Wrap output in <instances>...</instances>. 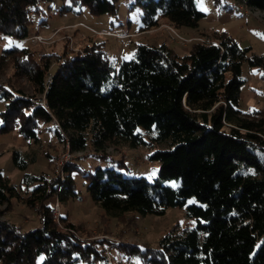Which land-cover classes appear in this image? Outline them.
<instances>
[{
	"label": "trees",
	"instance_id": "16d2710c",
	"mask_svg": "<svg viewBox=\"0 0 264 264\" xmlns=\"http://www.w3.org/2000/svg\"><path fill=\"white\" fill-rule=\"evenodd\" d=\"M45 1L0 0V36L31 37L32 16ZM234 1L264 11V0ZM84 7L92 15L119 12L118 0H64L58 11L81 14ZM133 11L140 16V32L162 20L197 29L206 17L195 0H131ZM204 37L207 42L194 43L184 55L167 43H137L118 68L106 44L94 37L74 56L46 53L38 60L26 46L2 50L0 77L10 59L12 77L26 79L32 93L0 82V135L16 133L39 144L56 124L71 153L89 146L100 152L118 142L168 147L149 155L159 163L152 181L113 168L87 171L74 162L66 165L65 177L47 179L27 172L35 155L11 148L30 194L23 197L0 171V206H5L0 216L16 199L37 208L41 223L22 232L0 217V264H264V111L241 109L244 64L264 71V54L240 46L226 31ZM54 63L58 69L46 81ZM39 95L46 107L34 104ZM54 132L67 145L57 128ZM75 173L87 180L92 200L107 214L160 216L169 207H186L194 224L177 225L157 246L125 241L116 246L124 259L109 260L105 239L92 238L68 216L61 215L60 226L47 204L55 196L62 204L76 198Z\"/></svg>",
	"mask_w": 264,
	"mask_h": 264
},
{
	"label": "rangeland",
	"instance_id": "374dc122",
	"mask_svg": "<svg viewBox=\"0 0 264 264\" xmlns=\"http://www.w3.org/2000/svg\"><path fill=\"white\" fill-rule=\"evenodd\" d=\"M195 3L200 10L197 0ZM64 0H47L41 3L42 10L39 14H33L31 25V37L25 40H14L0 36V54L4 48L13 45L26 46L34 50L39 60L43 54H54L57 58L62 56H74L82 54L86 45L95 41H102L106 44L107 54L117 68L123 60L131 57L132 51L137 43H148L159 46L167 43L178 54H186L194 43L202 42L193 40L192 42L182 43L172 40L166 31V25H172L168 21L162 20L161 23L149 31L140 32V16L138 11L130 12L131 0H118L119 12L117 16L92 15L86 7L81 14L65 13L61 14L58 10L63 6ZM203 6L207 11L197 29H189L178 32L185 38H201L207 42L204 34H211L213 31L228 32L242 47L251 46L253 53L264 54V11L246 7L243 3L234 0H221L216 4L215 0H203ZM130 18V19H129ZM131 23V24H130ZM122 24V25H121ZM117 33V36L111 35ZM35 36H42L37 40ZM58 69V63H54L49 70L46 81ZM244 76L247 84L243 87V97L241 109L244 112L261 109L264 111V71L250 69L247 64L243 67ZM13 65L10 59L7 60L1 72L0 82L5 84L15 83L26 89L31 94L32 89L26 79L15 80L12 77ZM42 96H37L40 99ZM56 124L51 125V130L46 131L41 136V142L34 144L22 140L18 149L25 153L35 155V163L30 164L28 173L42 176L47 179L61 177L62 167L59 159L67 164L69 162L78 163L79 166L87 171H95L97 168H113L118 173L129 177H145L154 180L159 163L149 159V155L156 149L168 147V143L154 145H143L139 148H131L124 142H118L106 147L103 151L97 152L92 146L85 151L68 154L67 145L61 142L54 132ZM5 138V136H3ZM150 135H145V140L150 141ZM150 143V142H149ZM99 155L105 154L102 158ZM8 159V158H7ZM5 161L2 171L5 175L12 178V182L19 187L23 197L30 194L23 181L25 172H14L11 161ZM58 160V161H57ZM2 162V159H1ZM123 162L124 164L120 165ZM66 168V167H65ZM64 169V177H65ZM77 196L67 204H62L55 196L47 202L53 208L54 219L55 205L59 201V211L61 215L68 216L69 221L77 225L78 229H83L92 238L105 239L108 242L106 247L110 250L113 261L122 260L124 256L116 246L123 242L135 243L140 246H157L160 238L176 227H186L194 224L188 218L187 208L169 207L165 215H141L126 213L118 218L113 214H107L103 208L95 203L87 191V180L80 174L75 173ZM192 202V200H191ZM5 206H0V211ZM8 222L17 224L21 231H28L40 226V215L37 208H30L24 203L13 199L8 210L0 216ZM60 224V218L55 219ZM81 236L86 235L79 232ZM120 242V244H117ZM138 263V261H136Z\"/></svg>",
	"mask_w": 264,
	"mask_h": 264
},
{
	"label": "built area",
	"instance_id": "2783aa9c",
	"mask_svg": "<svg viewBox=\"0 0 264 264\" xmlns=\"http://www.w3.org/2000/svg\"><path fill=\"white\" fill-rule=\"evenodd\" d=\"M166 28H167L166 31H167L168 35L170 36V38L172 40H178L179 42H182V43L192 42L193 40L202 41L204 43L206 42L203 39L197 38V37L190 38V39L185 38L184 36H182L178 32V30L173 25H166ZM111 35H114V36H117L118 37V34L117 33H112ZM35 38L37 40H39V39H42L43 40V37L42 36H35ZM213 44H216V43L213 42ZM50 80H51V77H50ZM33 102H34V104H41L44 107H46V104L44 102V99H42V98H40V99H33ZM57 129L59 130V132L61 133V135L64 137V139L67 141V148H68L67 151H68V154L70 155V150H69V145H68V138L65 135V133L62 131V129L60 128V126H57ZM59 165L62 167L61 177H63V175H64V169H65L67 163L66 162H63L62 159L61 160L59 159ZM54 210H55V216H56L55 219H57V218L59 219L61 217V213L59 211V201L56 202V205H55V209ZM117 244H120V242H118ZM106 254L108 256V259L111 260L112 258L110 256V250L109 249H107Z\"/></svg>",
	"mask_w": 264,
	"mask_h": 264
},
{
	"label": "crops",
	"instance_id": "0c3cea01",
	"mask_svg": "<svg viewBox=\"0 0 264 264\" xmlns=\"http://www.w3.org/2000/svg\"><path fill=\"white\" fill-rule=\"evenodd\" d=\"M182 31L188 32L190 30L187 28H182ZM3 136H5V138ZM22 140H23V137L19 134H16V133H8V134L0 135V169L3 168L2 165L7 163L5 161V159L8 158L7 161H11L10 149L11 148H18V146L22 142ZM1 159H2V162H1ZM12 168H13L14 172H20L18 169L15 168L13 163H12Z\"/></svg>",
	"mask_w": 264,
	"mask_h": 264
},
{
	"label": "snow or ice",
	"instance_id": "6c2138e0",
	"mask_svg": "<svg viewBox=\"0 0 264 264\" xmlns=\"http://www.w3.org/2000/svg\"><path fill=\"white\" fill-rule=\"evenodd\" d=\"M198 4L200 5L201 11H207V9L203 6V0H197Z\"/></svg>",
	"mask_w": 264,
	"mask_h": 264
}]
</instances>
